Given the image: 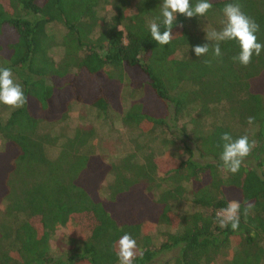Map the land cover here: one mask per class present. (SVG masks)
<instances>
[{"label":"trees","instance_id":"obj_1","mask_svg":"<svg viewBox=\"0 0 264 264\" xmlns=\"http://www.w3.org/2000/svg\"><path fill=\"white\" fill-rule=\"evenodd\" d=\"M107 2L110 15L100 16ZM161 3L0 0V68L12 70L27 98L20 108L0 104V264H118L125 233L136 241L133 264H153L172 250L158 264H209L226 251L222 264H264V50L242 66L232 59L237 41L219 42L222 56L213 58L217 42L206 39L222 30L225 5L238 3L259 25L257 42L264 44V0H210L203 16L177 13L166 45L149 28ZM205 43L209 53L197 57L193 47ZM53 48L61 51L58 61ZM124 80L138 98L123 112ZM72 102L96 116L122 113L121 126L145 137L179 121L181 135L189 136L178 140L177 157L145 150L140 160L132 154L107 164L85 150L91 129L58 134L48 127L68 122ZM224 133L256 141L235 174L220 159ZM107 174L112 180L101 200ZM233 200L240 203L235 231L217 222ZM182 203L187 209L175 211ZM57 228H66L68 249L55 256L49 241ZM152 231L163 238L157 246Z\"/></svg>","mask_w":264,"mask_h":264},{"label":"clouds","instance_id":"obj_2","mask_svg":"<svg viewBox=\"0 0 264 264\" xmlns=\"http://www.w3.org/2000/svg\"><path fill=\"white\" fill-rule=\"evenodd\" d=\"M212 7L210 0H198L193 7L190 0H162L160 4V17L154 18L150 24V33L154 41L159 45L169 44L173 38L172 27L176 22L177 13L182 14L186 18L193 16H203ZM226 20L220 31H211L207 33V40H214L217 43L212 47V57L220 58L222 56L219 42L226 40L237 41L240 51L237 56L232 57L234 61H238L242 66L251 63L253 54L259 56L264 50V44L257 42L256 32L259 25L249 16H247L238 3H228L223 9ZM162 17V20H161ZM160 21V22H158ZM161 23L164 31L161 32ZM182 26V25H180ZM192 51L197 57L209 53V43L194 46ZM211 64V60L205 61ZM27 102L22 86L15 83L13 73L10 68H0V104L10 106L12 108L23 107ZM254 117H248L247 122L252 124ZM223 143V151L220 159L224 168L233 174L239 171L245 157L249 156L256 141L249 142L247 135L233 139L228 133L221 136ZM252 205L249 204L245 208V215L248 214ZM239 210L240 203L238 201H230L228 206L222 208L217 213V222L220 227H227L231 224L232 230L239 227ZM136 241L129 233L123 234L118 240L117 257L119 264H133L136 252Z\"/></svg>","mask_w":264,"mask_h":264},{"label":"rangeland","instance_id":"obj_3","mask_svg":"<svg viewBox=\"0 0 264 264\" xmlns=\"http://www.w3.org/2000/svg\"><path fill=\"white\" fill-rule=\"evenodd\" d=\"M99 15L103 17H108L110 15V7L108 2L104 3L100 6ZM48 31H52V34L60 35L61 30L58 27L48 28ZM59 54L61 51L58 48H53L50 52V56L55 60H59ZM126 80L123 81L121 87V93L119 97V107L124 112L128 105L138 98V94L133 92L129 87ZM5 108H1V112H4ZM122 113L107 112V115L104 116H96L95 110L79 104L72 102L70 109V117L68 122L60 126H48L53 129L54 132L58 134L66 133L73 126L85 127L89 128L93 131V137L90 143L86 147V151L90 153L97 154L101 157V159L107 164H115L119 162L123 157L127 155H135L141 159V155L144 154L145 150L152 151L151 153L162 154L164 157L170 156L173 154V157H177L181 152V144L178 141L179 139H183L186 136H189L188 130L185 132V136L183 137L178 130L181 124H184V121H179L175 124L177 127H172L170 125L169 128H162L158 133L154 136H144L140 135L136 131H131L128 128L121 126L120 124V116ZM211 122V120H209ZM171 124V123H169ZM47 126V125H46ZM44 126V129H48ZM161 138H170L175 141L173 146L165 147L164 144L166 142L161 143ZM2 141L0 140V150L2 149ZM147 148V149H146ZM47 154H50L48 152ZM172 156V155H171ZM160 157V156H159ZM104 184L99 186V198L101 200L106 199L108 196V183L111 182V175L107 174L105 177ZM182 209H187L184 203L177 204L174 206V210L179 212ZM2 211V207L0 206V212ZM66 228H57L52 234L49 247L50 253L52 255L63 254L67 251L68 247L65 244L66 240ZM153 242L155 246H157L162 241V236L160 233H155L152 231ZM175 254V251L161 252L155 259L153 264H158L165 260L171 259ZM230 252L226 251L223 256L215 257L209 264H222L227 257H229ZM119 264V263H118Z\"/></svg>","mask_w":264,"mask_h":264}]
</instances>
